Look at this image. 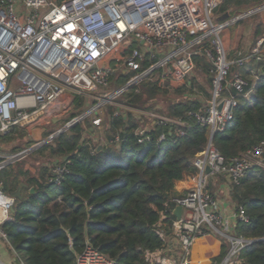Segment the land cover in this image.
<instances>
[{"label": "built area", "instance_id": "2783aa9c", "mask_svg": "<svg viewBox=\"0 0 264 264\" xmlns=\"http://www.w3.org/2000/svg\"><path fill=\"white\" fill-rule=\"evenodd\" d=\"M222 1L0 0V137L15 128L33 129L43 127L49 118L57 120L68 111L63 99L68 89L79 95L102 90L95 96L97 103L90 116L156 71L166 81L185 82L196 68L197 54H204L212 63L213 94L195 114L197 121L208 127L210 136L205 149L193 158L198 169L195 184L186 196L165 203L154 226L165 245L142 250L146 264H242V250L250 244L249 238L235 232L238 221L249 220L244 208L234 205L226 214L210 184L218 176L238 184L251 168H264V139L239 156L226 159L214 145L212 135L225 130L234 118L239 97L248 95L247 80L239 68H234L253 59L264 61V36L249 53L232 58L226 55L220 31L240 18L215 22L214 13ZM133 43L137 46L132 52L122 55L120 50ZM145 60L150 64L143 68ZM121 71L132 74L126 82L131 85L116 93L119 88H109ZM157 108L141 111L144 124L134 131L138 142L149 139L155 124L179 125V134H184V121L162 114ZM121 112L116 110L114 115ZM102 120L100 115L94 116L92 123L101 127ZM164 138L161 135L160 140ZM120 140L116 135L104 143ZM6 165L0 162V170ZM67 172L66 165L54 164L48 180L59 184ZM16 201L0 185L2 238L7 239V235L1 225L12 219ZM179 205L183 209L177 218L174 209ZM169 211L175 219L172 230L166 232ZM201 238L218 239L220 245L224 240L226 253L201 256L197 248ZM15 259V264H25L18 253ZM76 263L116 262L88 244L77 255Z\"/></svg>", "mask_w": 264, "mask_h": 264}, {"label": "trees", "instance_id": "16d2710c", "mask_svg": "<svg viewBox=\"0 0 264 264\" xmlns=\"http://www.w3.org/2000/svg\"><path fill=\"white\" fill-rule=\"evenodd\" d=\"M264 0H223L216 12L224 15L233 7L260 5ZM259 34V31H257ZM264 35H257V40ZM136 43L122 48L129 55ZM196 68L210 74L212 63L204 54L195 56ZM150 62L145 60L143 68ZM239 68L247 80V96H240L234 118L213 143L226 159L239 156L264 139V61L251 60ZM132 74L118 72L111 85L123 86ZM194 78L185 82L166 81L159 72L133 85L122 93V100L131 107L154 109L162 97L166 109L159 112L185 122L184 134L179 125L155 124L149 139L140 143L134 131L140 125L132 111L114 115L115 107L107 104L106 140L120 135L121 140L103 144L85 134L93 131L90 116L54 138L48 146L55 164H64L68 172L59 184L48 180L51 168L43 167L38 174L6 165L0 170V185L7 194L17 190L24 179L22 197L18 198L12 219L1 226L6 232L11 250L25 264H77V255L91 244L115 260V264H146L142 250L164 246L155 224L166 202L184 197L194 186L198 174L193 158L202 152L209 141V129L200 124L196 112L205 103L195 97ZM202 88V87H201ZM172 98H171V96ZM75 113L69 121L85 111L83 97L75 95ZM106 107V108H107ZM18 133L28 135L24 127L15 128L3 136ZM161 135L165 138L160 140ZM94 149V150H93ZM35 192L31 193L30 188ZM236 207L242 206L248 222L238 221V236L258 241L242 250V264H264V168L253 167L231 186ZM175 219L169 211L164 230H172ZM224 244L221 256L226 253Z\"/></svg>", "mask_w": 264, "mask_h": 264}, {"label": "rangeland", "instance_id": "374dc122", "mask_svg": "<svg viewBox=\"0 0 264 264\" xmlns=\"http://www.w3.org/2000/svg\"><path fill=\"white\" fill-rule=\"evenodd\" d=\"M260 5L249 4V5H242L239 8L233 7L231 9L232 10L231 15H234V17L233 18L228 17L229 20H227V22ZM219 14L218 12L215 11L214 13L215 19L219 17ZM224 20L226 19H223L222 21ZM257 31H259V34H257ZM257 35L259 36L264 35V9H261L248 16H245L236 22H233V23L229 22L228 25L225 26L220 31V39L225 49L226 55H228L227 51L229 47H235V46H240V45L241 47H248V46L254 45L257 41ZM190 78H194L196 81L198 93L195 97L201 99L204 103H206L207 100L211 99L212 94H213V84H212V79L210 80V74L202 71L200 68L197 67L194 69L193 73L190 75ZM112 87L113 86L110 85L109 90L111 91L115 90ZM99 92H102V90L99 89L98 91L97 90L88 91L87 94L80 95L83 97V100H84V104L86 108L85 111L97 103V97L95 96H98ZM75 95H79V94H76L73 90L68 89L66 90L63 99L65 101H68V99H70V101L72 102L75 98ZM116 105H121L123 106V108L127 106V104L122 100V94L119 95L115 99L113 103V107H116ZM166 106H167L166 102L164 101V99H162V97H160L155 102V107H158L159 109H166ZM137 108L146 109L145 107H137ZM108 110H109V107L105 108L101 112V117L103 118L102 125H101L102 127L100 128L95 127V130H96L95 132H98V134H96L95 137H91L89 133H87L86 138H92L95 143L100 142L98 140H100V137L102 136L99 134L105 133V129L107 127ZM75 112H76V109L74 106H72L65 114L60 116L57 120L55 119L52 120L49 118L48 120L49 122H46L45 124L43 122V126L45 125L47 127V132L45 136H49L50 134H52L53 132L57 131L62 126H64L69 121V118L72 115V113H75ZM92 115L93 113L90 115V119L92 117V121H93L94 117ZM36 127H41V126L39 125ZM26 129L28 130V135L24 138H20L18 133L11 134L9 136L10 138L0 137V162L5 161L8 164V161L9 162L11 161L8 165H12L15 169L26 170L28 171L29 175L38 174L39 170L43 167H48L49 169L52 168L53 165L56 163L55 162L56 159L51 154V151L48 146L54 144V139L47 142L45 145L39 147L38 149L30 152L29 154L25 155L23 158L18 159V160L14 159L15 156H17L19 153L23 152L24 150L28 149L35 143V141H33V138L30 134L31 128H26ZM103 137L104 139L106 138L104 134H103ZM21 183H26V182L23 179ZM223 183L224 184L226 183L228 188H232L231 187L232 184L230 182H228L223 176H218L216 177V180L213 181V183L211 182L210 189L213 192L218 191V186ZM228 192L231 195V189H229ZM225 195H226L225 192L221 191L219 193V196L222 199L225 198ZM224 244L227 246V244L224 243V240H222L221 247ZM12 253L13 251L11 250L9 242L5 241L0 236V260L8 264H15L13 262Z\"/></svg>", "mask_w": 264, "mask_h": 264}, {"label": "crops", "instance_id": "0c3cea01", "mask_svg": "<svg viewBox=\"0 0 264 264\" xmlns=\"http://www.w3.org/2000/svg\"><path fill=\"white\" fill-rule=\"evenodd\" d=\"M228 17H231V18H233L234 17V15H231V13H227V14H224V15H219V17L218 18H216L215 19V22H218L219 23V21L220 22H225V21H227V20H229V18ZM223 19H226V20H224V21H222ZM253 46V45H252ZM252 46H248V47H241V45L240 46H235V47H229L228 48V56L230 57V58H232V57H236V56H238V55H240L241 53H243V54H246V53H249L250 52V50H251V48H252ZM251 62V61H250ZM245 66V65H244ZM190 79V78H189ZM198 91V89H197V86H195L194 87V89H193V93L195 92V96L197 95V92ZM73 102V101H72ZM71 101H70V99H68V101H66V103H67V105H68V110L70 109V107H72L73 106V103H72ZM207 102H208V100H207ZM206 102V103H207ZM128 106V105H127ZM129 107V106H128ZM106 108V107H105ZM104 108V109H105ZM133 109H136V110H133V109H128V108H123V106H121V105H116V107H115V110L114 111H116V110H120V111H123V110H126V111H128V110H130V111H132V113H133V115L138 119V120H140V121H143V119L145 118L144 117V115L142 116V113H141V111H143V110H148V109H140V108H134V107H132ZM157 107H155L154 109H156ZM104 109H101V110H97L95 113H93V117L94 116H98V115H100L101 116V112L104 110ZM139 109V110H138ZM157 110L159 111V109L157 108ZM103 119V118H102ZM142 119V120H141ZM56 120V119H55ZM91 120H92V117H91ZM103 121V120H102ZM55 123V122H54ZM140 124H144V123H142V122H140ZM146 124V123H145ZM43 127H45L46 129H47V127L44 125ZM95 127L96 126H94V128H93V131L92 132H90L89 133V135L91 136V137H95L96 136V134H98V132H95L96 130H95ZM102 127V126H101ZM100 128V127H99ZM104 135H105V133H103ZM103 134H99V135H101L102 137H100V140H98V141H100V142H97L99 145H102L103 146V144H105L104 143V140H105V142L107 141L106 140V138L104 139V137H103ZM85 136H86V134H85ZM212 183H213V181H212ZM228 186H227V184L225 183H223V184H221V185H219L218 186V191H215V193L218 195V197L220 198V196H219V193L222 191V192H225L226 193V195H225V198L224 199H222V198H220L221 199V201H222V203H223V207H224V209H225V213L226 214H230L231 213V208H233L234 207V205H235V203L233 202V200H232V197H231V195H230V193L228 192L229 191V189H231V188H228ZM228 193V194H227ZM5 241H8L7 239H5V238H3ZM202 239V238H201ZM200 239V240H201ZM203 240V244L205 245V247H206V249H204V250H202L203 249V247L201 248V246L199 245V240H198V242H197V248H198V250H199V252H202V255L201 256H203V257H206V256H211V255H214V254H218L219 252H221V245H220V241L218 240V239H209L208 241L206 240L205 241V238H203L202 239ZM207 242V243H206ZM15 251H13V253H12V255H13V262L15 263V261H16V259H15ZM0 263H3V264H8V263H5V262H3V261H1L0 260Z\"/></svg>", "mask_w": 264, "mask_h": 264}, {"label": "water", "instance_id": "95a60500", "mask_svg": "<svg viewBox=\"0 0 264 264\" xmlns=\"http://www.w3.org/2000/svg\"><path fill=\"white\" fill-rule=\"evenodd\" d=\"M261 9H264V3L258 7H255L254 9L243 13L242 15L235 17L234 19H241L242 17L248 16L254 12H257ZM231 21V20H230ZM131 83H126L124 86L120 87L116 93L122 92L123 90L127 89L128 87H130ZM108 99L104 100L107 101ZM95 110V108H89L87 109L85 112H83L81 115L75 117L74 119H72L71 121H69L68 123H66L64 126H62L60 129H58L57 131L53 132L52 134H50L49 136H45L47 129L45 127H35L33 129H31L30 134L33 138V141H35L34 145H32L31 147H29L28 149L24 150L23 152L19 153L17 156H15V160L21 159L23 158L25 155L29 154L30 152L38 149L39 147L45 145L47 142L53 140L54 138H56L58 135H60L61 133L67 131L68 129H70L73 125L77 124L78 122H80L81 120H83L85 117H87L91 112H93ZM216 133H213L212 138H214ZM102 145H98L97 150H101ZM13 159V160H14ZM11 162V161H10ZM8 161V164L10 163ZM207 172H210V168H207ZM22 187H27L26 183H21L20 186L17 188V190L15 192L12 193L13 196H15L17 199L22 197L21 191H22ZM30 192L34 193L35 192V188L31 187L30 188ZM182 206L179 205L174 209V214L176 215L177 218H180L181 214H182ZM14 210V209H12ZM258 241L257 239H250V243L256 242Z\"/></svg>", "mask_w": 264, "mask_h": 264}, {"label": "bare ground", "instance_id": "6f19581e", "mask_svg": "<svg viewBox=\"0 0 264 264\" xmlns=\"http://www.w3.org/2000/svg\"><path fill=\"white\" fill-rule=\"evenodd\" d=\"M203 239V238H202ZM199 240V245L201 246V248L203 247V249L202 250H204V249H206V247H205V245L203 244V240ZM210 238H205V241L207 240H209ZM207 243V242H206Z\"/></svg>", "mask_w": 264, "mask_h": 264}]
</instances>
